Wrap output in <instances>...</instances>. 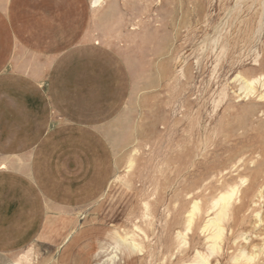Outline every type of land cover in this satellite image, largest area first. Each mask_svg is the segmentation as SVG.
I'll return each mask as SVG.
<instances>
[{"label":"rangeland","instance_id":"rangeland-1","mask_svg":"<svg viewBox=\"0 0 264 264\" xmlns=\"http://www.w3.org/2000/svg\"><path fill=\"white\" fill-rule=\"evenodd\" d=\"M32 1L82 38L0 75V264H264V0Z\"/></svg>","mask_w":264,"mask_h":264},{"label":"crops","instance_id":"crops-1","mask_svg":"<svg viewBox=\"0 0 264 264\" xmlns=\"http://www.w3.org/2000/svg\"><path fill=\"white\" fill-rule=\"evenodd\" d=\"M41 1L42 0H33L32 2L34 4L36 2L40 5ZM46 3L47 2L42 1L43 6L40 5L39 7L40 13L38 17L40 18L44 13L49 12V10L43 8L47 6ZM47 16L49 17L47 19L49 29L44 30L42 36L39 37L36 36L37 30L34 26L28 27L23 23L19 24L20 27L19 25L12 26L13 24L5 25L2 23L3 21H0V75L3 73L12 76L24 74L21 60L24 58L25 50L27 49L25 42H29L32 48L30 50L37 54L34 61L37 62L38 65L33 73L39 80L46 79L55 67V63L59 60V57H57V54H59L58 51L72 46L76 41L82 38L81 20L74 34L71 37H66L59 32L57 25L52 23L50 13H48ZM15 27L19 28L16 29ZM45 52H49L50 54L46 55ZM41 58H43V60ZM112 119V117L110 119L108 118L106 122H110ZM107 124L108 123H103L102 126H106Z\"/></svg>","mask_w":264,"mask_h":264},{"label":"bare ground","instance_id":"bare-ground-1","mask_svg":"<svg viewBox=\"0 0 264 264\" xmlns=\"http://www.w3.org/2000/svg\"><path fill=\"white\" fill-rule=\"evenodd\" d=\"M103 0H92V6H97L100 4V2H102ZM253 82V81H252ZM251 84V82H247L246 84ZM231 197V194L230 193H223L222 195H220V197L218 199H216L214 201V204L215 205H219L221 204V207L220 209L218 210V212H216L215 214V217L214 218H211L209 220V223L215 227V231L212 233V235L210 236V239H214V240H217L221 237L222 235V231H223V228L221 227L220 225V221L221 219L225 216L226 214V209H227V203H228V199H230ZM196 206V205H195ZM121 241H124L126 242V240L124 239H120L119 240V243ZM128 242V241H127ZM128 243H131V246L134 247V248H137V244L135 241H132V242H128ZM121 244V243H120ZM130 245V244H129ZM215 246V244H214ZM140 249V248H139ZM202 262L204 264H208V261L206 258H202Z\"/></svg>","mask_w":264,"mask_h":264}]
</instances>
